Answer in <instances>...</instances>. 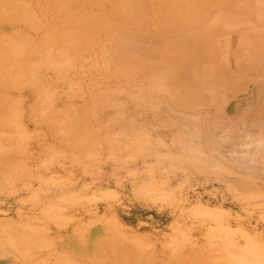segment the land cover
<instances>
[{
    "label": "rangeland",
    "instance_id": "rangeland-1",
    "mask_svg": "<svg viewBox=\"0 0 264 264\" xmlns=\"http://www.w3.org/2000/svg\"><path fill=\"white\" fill-rule=\"evenodd\" d=\"M201 11L208 112L164 78ZM0 264H264V0H0Z\"/></svg>",
    "mask_w": 264,
    "mask_h": 264
},
{
    "label": "crops",
    "instance_id": "crops-1",
    "mask_svg": "<svg viewBox=\"0 0 264 264\" xmlns=\"http://www.w3.org/2000/svg\"><path fill=\"white\" fill-rule=\"evenodd\" d=\"M185 1H188V0H185ZM193 1H196V0H193ZM218 1L219 2H223V1L226 2L229 0H218ZM150 4H151V2H150ZM173 7H174L173 5H170L172 12L176 11L173 9ZM184 7L185 8L190 7V9H191L190 4H187V6L185 5ZM108 14L110 15L109 12H108ZM202 14H203V12L201 11V14H199V18H203V21L196 23V25H193L192 24L193 22L191 20L184 19L183 15H182V17H177L178 19H176L175 24L172 21H167V25H166L167 28H172V27L178 26V27H180V29H182L180 32H178L182 35V37L180 38L181 44L179 45V47H181V48L176 49V50L172 49L171 52H169L168 54H165V56H164V59L167 58V60L168 59L170 60L169 71H166L167 76L165 75L166 77L164 76V78H167L169 76V80H170V76L173 77L175 75V78H172L170 81H173L174 84L175 83H178V84L176 86H174V89L171 87V93H174L176 91L175 88L180 89L179 91L181 94L180 95L177 94L175 96V98L176 97L178 98L180 108L185 105L184 102H181L182 101L181 98L184 97L182 95L183 92H186V94H187V91H189L192 94L189 98V101H192L193 103H196L198 106L203 107L204 110H206V112H208L211 108L215 107V104L213 103V101H215L216 99L212 100L210 97L213 95H209V94H206L204 92L205 88L202 86V84L204 82L206 83L207 81H204V80L200 79L199 77H201V74L205 75V72H207L206 70H208V67H207L208 65H211L214 67L216 66V64H214V62L217 60V58L221 57L218 55L219 52H222L221 55L224 54L223 55L224 58L225 57L228 58L229 63H233V62H231L232 58H233L232 56H233V54L234 55L238 54L241 47H239V44H240V41H239V43L237 45H235L234 49L231 50V48L233 46L231 45V42L228 43V41L226 40L225 49L228 50L229 52L225 51V52H227V53H225V52L219 50V47L216 46V43H218V41H220L219 36L221 37V35H223L222 31H218L220 28V26H218V25H220V24L214 25V26H218L217 27L218 30L217 29L212 30L213 28L209 29L210 24L205 22L206 21L205 19H206V17L209 16V14L208 13L203 14V15ZM110 17H112L115 20V22L118 21L117 16L113 17L110 15L109 18ZM186 18L189 19L190 17L186 16ZM107 20H108V17H107ZM106 24H107V26L109 25V23H106ZM254 25L257 26L259 24L257 23ZM196 26H198V27H196ZM119 27H116V24H115V26L113 25L112 27H108L109 34H111L116 41L112 42L113 44L109 45V46H111V48H108L107 51L110 52L109 54H116L117 47L119 49H121L120 51L117 52L119 54H116L118 56H122V58H125V62L123 64H119L121 72L126 74L125 71L130 70V72L133 73V75H134L138 71L141 78L147 77L149 75H150V77H153L152 76L153 74L157 75L158 69L155 67V65L151 64V65H148L149 66L148 67V66H144L145 64L134 63V59H133L134 58L133 57L134 51L133 50L126 51V53H123L125 51V44H124L125 42L120 39V38H124L123 35L121 36V34H123V27L122 26H119ZM188 27H190V28L193 27V28L189 29ZM194 29H196V30H194ZM171 33L173 35H176L175 32H171ZM103 36H104L103 39H105L106 36L105 35H103ZM126 39H128V38H126ZM110 41H113V40H110ZM244 48H247V47H244ZM126 50H128V49H126ZM237 50H238V52H237ZM247 50H248V48L244 51L241 50L242 53L240 55H243L245 53V51H247ZM259 52H262V48H260V49L257 48L255 50H251V55L256 56L257 54H259ZM130 57H132V60L129 59ZM193 60H195V61H193ZM126 63L131 64L132 68L128 69V66L125 65ZM232 65H234V64H232ZM109 66H110V64H109ZM125 66H127V68ZM214 67H211V69ZM236 69H238V66ZM218 72H219L218 69H212L210 72H208V75H210V74L215 75V76L221 75ZM226 79H227V77L221 78L220 81L225 82V83H229L227 87H228V89H230L231 88L230 79H227V80ZM259 91L263 92V85L258 84V86L256 88V92H259ZM262 92H260L258 95L256 94L257 99L261 98V96L263 94ZM205 95L208 97L209 102L204 100ZM185 99L186 98L184 97V100ZM173 104H174V106H176V103H173ZM253 105H254V103H253ZM251 106H252V104L251 105L246 104V106L243 108V113L241 115L242 118L247 117V113H248L249 109H251ZM249 114H250V112H249ZM206 115H209V113H207L203 116L205 117ZM206 117H208V116H206ZM226 119L227 118H225V119L222 118V120L219 122V124L217 126H214L216 131L221 129L222 127H224V128L227 127ZM212 121L214 123L217 122L216 120H212Z\"/></svg>",
    "mask_w": 264,
    "mask_h": 264
},
{
    "label": "bare ground",
    "instance_id": "bare-ground-1",
    "mask_svg": "<svg viewBox=\"0 0 264 264\" xmlns=\"http://www.w3.org/2000/svg\"><path fill=\"white\" fill-rule=\"evenodd\" d=\"M116 1V0H115ZM131 1V0H130ZM109 2H111V1H109ZM114 3V2H113ZM139 9V8H138ZM18 18V17H17ZM20 34H22V31L21 30H19L18 31ZM196 52V51H195ZM201 52V51H200ZM195 54V53H194ZM191 56V55H190ZM189 61V60H188ZM191 61V60H190ZM193 61H195V60H193ZM197 62V61H196ZM156 76H153V77H151V79L152 78H155ZM146 79V77L144 78V80ZM153 81H155V79H152ZM177 98V97H176ZM205 255V254H204ZM110 256V255H109ZM118 257V256H117Z\"/></svg>",
    "mask_w": 264,
    "mask_h": 264
}]
</instances>
